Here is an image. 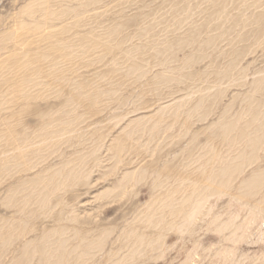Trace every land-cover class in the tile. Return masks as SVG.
<instances>
[{"label": "rangeland", "instance_id": "rangeland-1", "mask_svg": "<svg viewBox=\"0 0 264 264\" xmlns=\"http://www.w3.org/2000/svg\"><path fill=\"white\" fill-rule=\"evenodd\" d=\"M0 228V264H264V0H0Z\"/></svg>", "mask_w": 264, "mask_h": 264}, {"label": "bare ground", "instance_id": "bare-ground-1", "mask_svg": "<svg viewBox=\"0 0 264 264\" xmlns=\"http://www.w3.org/2000/svg\"><path fill=\"white\" fill-rule=\"evenodd\" d=\"M29 65V64H28ZM27 151V150H26ZM6 159V158H5ZM24 160V159H23ZM28 169V168H27ZM21 182V181H20ZM42 197V196H41ZM26 209V208H25ZM34 213V212H33ZM22 217V216H21ZM6 223V222H5ZM5 227V226H4ZM1 229V228H0ZM4 230V229H3Z\"/></svg>", "mask_w": 264, "mask_h": 264}]
</instances>
